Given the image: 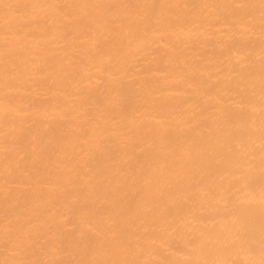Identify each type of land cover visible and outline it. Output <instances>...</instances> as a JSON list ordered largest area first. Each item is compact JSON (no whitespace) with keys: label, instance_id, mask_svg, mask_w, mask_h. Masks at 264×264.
Returning <instances> with one entry per match:
<instances>
[{"label":"bare ground","instance_id":"bare-ground-1","mask_svg":"<svg viewBox=\"0 0 264 264\" xmlns=\"http://www.w3.org/2000/svg\"><path fill=\"white\" fill-rule=\"evenodd\" d=\"M5 2L173 4L181 22L128 28L119 9L107 27L85 29L72 21L84 9L37 10L14 21L19 32L7 37L23 70L10 73L12 86L5 87L0 21V259L4 227L19 217L48 247L47 255L36 250L43 259L115 258L103 248L86 252L88 240L75 241L84 232L94 242L119 221L135 229L134 258L152 264L187 259L183 237L201 232L216 241L209 258L259 264L260 13L230 7L259 0ZM249 66L255 87L246 78ZM193 139L202 156L171 155ZM234 144L254 151L234 152ZM149 176L152 187L145 185ZM142 197L151 212L127 222L112 214L113 202L127 209ZM233 203L254 210L252 253L224 243L234 228L227 211Z\"/></svg>","mask_w":264,"mask_h":264},{"label":"snow or ice","instance_id":"snow-or-ice-1","mask_svg":"<svg viewBox=\"0 0 264 264\" xmlns=\"http://www.w3.org/2000/svg\"><path fill=\"white\" fill-rule=\"evenodd\" d=\"M177 5L173 4H156V3H91V4H38V3H22V2H5L0 0V21L5 34V51L4 57V79L5 87L12 86V77L10 73L20 72L23 69L18 63L19 57L15 55V49L10 45L7 37L12 34H18L19 28L14 21L19 22L24 18L31 19L33 14L37 11L50 10L54 13H63L64 9H84V13L79 16L72 17L81 28H103L107 27L108 18L114 10L123 9L127 12L128 28L155 27L161 24H171L173 21L180 23L179 18L174 16L173 9ZM187 7V6H186ZM192 7H197L193 5ZM200 7H207L203 5ZM230 7L236 9H250L259 8L260 13V31L262 36V48L260 57L259 69V93L261 104V143H260V157L259 169L261 179V192L264 197V0H259V5L255 4H236ZM250 15V13H249ZM67 19V16H65ZM237 22L243 23L239 18ZM246 27L251 30L254 25L248 24ZM245 75L243 68L234 69ZM246 78L249 85L255 87L254 69L249 66ZM7 136V133H5ZM168 135L167 130L160 133L161 140ZM154 151L158 155L161 150V145L153 143ZM234 152L245 151L251 153L254 151L251 146H243L234 144L232 146ZM205 149L195 139L191 143L180 144L171 152V155L177 160H188L196 156H202ZM254 156L249 160L251 166ZM166 167V165L164 166ZM159 177L156 180L158 184ZM153 179L151 176L145 179V185L153 186ZM152 211L149 206V201L142 197L135 204L130 205L127 209L120 207L113 202L111 205V212L113 215L127 222L129 217H139ZM233 218L234 228L230 229V236L224 243L231 247H240L245 251L252 253L257 242V234L255 228V213L250 204L233 203L228 209ZM34 225L29 222H22L19 217L16 221L11 220L5 225L3 230V243L5 248V255L0 259V264H152V262L144 261L134 258L138 254L139 242L138 239L134 241L133 234L134 227L125 230L121 227L119 221H114L112 226L107 231L96 233L95 241L89 239L86 233L80 232L79 239L75 241L77 244L83 243L85 240L89 241L87 251L95 252L97 248H103L110 251L115 258L111 259H79V260H63V259H43L36 255L37 248L45 255L48 254V247L40 244L34 238ZM185 251L187 259L183 261L164 260L160 264H227L225 261L209 258L212 254L213 248L210 245L216 243L210 234L203 232L199 234H186L184 237ZM259 248L261 259L259 264H264V198L261 199L259 206ZM53 252H59L61 249L55 244L50 245ZM255 264V262H253Z\"/></svg>","mask_w":264,"mask_h":264}]
</instances>
